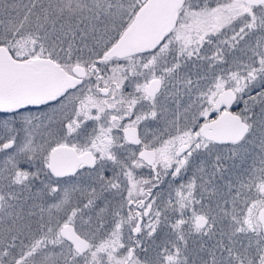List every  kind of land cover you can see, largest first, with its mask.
Segmentation results:
<instances>
[{
	"label": "snow or ice",
	"instance_id": "obj_1",
	"mask_svg": "<svg viewBox=\"0 0 264 264\" xmlns=\"http://www.w3.org/2000/svg\"><path fill=\"white\" fill-rule=\"evenodd\" d=\"M0 264H264V0H0Z\"/></svg>",
	"mask_w": 264,
	"mask_h": 264
}]
</instances>
